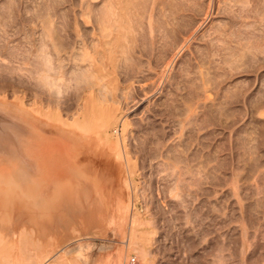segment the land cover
Returning <instances> with one entry per match:
<instances>
[{"label":"rangeland","instance_id":"obj_1","mask_svg":"<svg viewBox=\"0 0 264 264\" xmlns=\"http://www.w3.org/2000/svg\"><path fill=\"white\" fill-rule=\"evenodd\" d=\"M85 1L24 0L22 25L0 26V118L17 117L23 138L28 118L31 137L45 144L40 152L50 160L48 174L28 171L35 180L20 184L16 176L17 183L5 186L0 180L7 252L14 244L18 251L24 225L38 230L43 242L46 231L57 239L60 247L47 264L78 229L75 245L91 247L93 259L111 255L119 241L106 217L131 193L144 221L145 264H264V16L257 11L263 0H252L262 8L245 5L256 10H248L253 18L240 10V18L249 16L243 21L232 18L242 7L237 0H135L134 23L126 31L113 29L110 45L98 52L95 16L102 3L86 10ZM170 15H176L172 25ZM242 29L252 34L247 40ZM240 30L246 33L238 36ZM85 48L97 59L94 93L101 99L99 84L105 83L101 94L117 116L108 133L121 140L127 165H119L98 138L82 142L72 131L74 74L87 65L76 56L82 58ZM46 54L55 67L48 81L56 88L37 76ZM74 171L91 178L94 206L104 209V217L94 207L75 210ZM42 222L49 226L43 232L35 226Z\"/></svg>","mask_w":264,"mask_h":264},{"label":"bare ground","instance_id":"obj_2","mask_svg":"<svg viewBox=\"0 0 264 264\" xmlns=\"http://www.w3.org/2000/svg\"><path fill=\"white\" fill-rule=\"evenodd\" d=\"M97 1H99V3H102V4H101L100 8L97 10V13L95 16L96 17V28L99 31V37L97 40L98 41L97 45H94V47H93V51H96V48H98V47L101 48L104 45H110V43H109L110 38L113 36V32H114L113 29H115L117 31V30L123 28L126 31L128 28L131 27V25L134 23L135 19L137 18V14L134 13L135 12V0H86L85 1L86 10L89 8L97 7V5H96ZM237 1H239V3L242 4V7L238 6L240 9L237 8L238 9L237 11H239V12H237L235 10V14L232 15V18H235L234 16L236 15V17H239L237 19L238 21H243V17L247 16L245 14L250 12V11H248L250 7H247V6H249L251 4L252 8H253V4H254L255 5L254 8H255L258 5L257 6V9H258L259 4H260V2H259V4L258 3H252L253 2L252 0L251 1L250 0L249 1L237 0ZM23 2H24V0H0V26L1 27L7 28V25L12 26V24H15V23L18 25L19 24L22 25L21 21L24 20L23 16H24L25 8H23L24 9L23 10L22 9L23 5L22 6H20V5ZM256 2H257V0H256ZM263 2H264V0H263ZM247 3L249 5H247ZM261 4L264 7V4L263 3H261ZM261 4H260V7L262 8ZM245 5H247V6L245 7ZM243 7L246 8L245 10H247V12L246 11H245L246 13L244 12L245 16H241V18H242V20H241L240 16H238V15H241V14L243 15V13H242V11H244ZM41 9H42V7H41ZM263 9L264 8H262V10L258 9L257 11H258V13H259V11L260 12L262 11V14L264 16V13H263L264 10ZM49 10H50V8H49ZM240 10H242L241 13H240ZM250 10L252 11V13H253V10H254V12L256 11L255 9H251V8H250ZM36 11H38V10H36ZM89 12L90 11H88V13ZM238 13H240V14H238ZM253 14H255V13H253ZM248 15H251V12ZM171 16L172 15H170V17ZM175 16L171 17V18L169 17V20L168 21L166 20V21L170 22L171 20L175 19ZM260 16H262V15L260 14L259 17ZM34 18L35 17H33V19ZM148 18H149L148 26H152L151 24L153 23V20L151 18V13H150ZM230 18H229V20H230ZM248 18H249V16H247V19ZM252 18H253V16H252ZM176 19H177V17H176ZM245 19H246V17H245ZM85 21H87V20L85 19ZM172 22H170V24ZM164 24L167 25L169 23H167V24L164 23ZM174 24H175V22H174ZM234 24H235V22H234ZM246 26H247L246 23H245V26L243 24L244 28ZM148 29H149V27H148ZM246 29H248V26ZM242 30L245 31L244 29H242ZM242 30H240V33L238 36H242L244 33L247 32V30H246V32H242ZM6 33H7V31H6ZM6 33H4V36ZM244 35L241 38L247 40V38H249L252 34H250V36L248 37V35H249V31H248L247 37L244 38ZM159 37H161V40L163 39L161 35ZM165 37H166V35H165ZM6 38H4V39L6 40ZM164 40L166 41V39H164ZM186 43H187V41L184 42V45L179 47V50L176 52V54L168 62L169 64L170 63L172 64V61L176 57L177 53H179L183 49V47L185 46ZM165 44H166V42H165ZM165 44L163 45V47L164 46L166 47ZM41 48H42V46H41ZM88 50L89 49H86V48L84 49L83 56H81L82 58H80L79 54H78L79 57L76 56L77 58H79L80 63L87 62V65L85 68H81V67H79V69L77 68L76 70L78 72L76 71L75 74L73 73L76 76V78L74 77L75 79H74L73 83H75V84H73V85L76 86V88H77L76 90L78 92V94L75 97L78 109L76 111L77 113L75 114V119H73V117H72V131H73L74 135L76 134L75 135L77 137L76 140H80V141L82 140V142H85L91 136L96 137V139L98 138L99 139V140L97 139L98 142L100 141L101 143H103L104 146L107 145L108 149L112 150L113 157L116 161L119 162V165L121 163L120 161H123V163H125V165H127L128 164V158H127V154L124 150L123 144L121 143V140L118 138L113 139V137L108 133V132H110V127L115 122V119L117 116L115 114L114 109L111 106L105 104L106 97H105V95L101 94V91H103V89L106 90L105 83H103V85L99 84L98 93L100 94L101 99H99V96H97V95L95 96V93H94L95 88L94 87L96 86V83H97V82L95 83V80H96L97 72H99V65H97V59ZM78 51L80 52V50H78ZM40 52H43V51H40ZM96 52H98V51H96ZM43 54L45 55V53H43ZM80 54H81V52H80ZM47 56H48V54H46V56H45L47 59L44 58L46 60L45 63L42 61L43 64H46V66L42 64L43 66L38 69V72H40V74L37 76L38 77L40 76L41 82H43V84L45 86H47L49 88H52V87L54 88V86H55V88H56L57 85H55V83L50 82L51 80L48 81V78H50L49 73H51L52 70L54 71L55 67L54 68L52 67L53 65H51L52 64L51 60H49ZM75 60H76V58H75ZM77 62H78V59H77ZM82 65H84V64H82ZM76 66L78 67V65H76ZM43 68H45V69H43ZM44 74H46V75H44ZM42 76H44V78ZM42 79L45 80V83H44V81H42ZM57 92H58V90H57ZM18 102H20V104H22V102L20 100ZM36 106H37V104H36ZM33 110L40 115H44V114L40 113L39 111H36V109H33ZM2 114H5V113H2ZM8 117L9 118L11 117V118L8 120H5L7 118H4V120H3V115H2V119L0 118L1 119L0 120V167H1V164L3 166L2 168H0L1 169L0 172L2 173L0 180L2 179L3 185L4 186L5 185H12L14 180L17 183L18 178H19L18 181L20 184H22L23 182L27 183V180L28 181L35 180L36 175L29 174V172H28L29 170H37V173H40L43 175L48 174L49 168H50L49 167L50 160H48V161L45 160L46 158H44L45 156L42 155V151L40 152V150L43 149L45 144H43V147H41V145H40L41 142L36 143L35 135H33V137H31L32 130H34V127L31 126L32 123L27 118L26 123H25L27 131L25 132V137L23 138V137H20L19 133H18V131L20 129V123L18 122V118L17 117L13 118V115H10ZM74 135H73V137H74ZM21 139L23 140L22 142H21ZM89 139H93V138H89ZM42 157L44 158L43 160H42ZM44 160H45L44 163H46V166H43ZM75 169H76V167H75ZM3 172H6V173H9V172L12 173L13 172V174H12L13 177L10 176L9 174H8L9 176H7V174L3 173ZM77 173H75V171H74V173H72V180L76 181L75 186H73V188H72V199H74L75 201L79 200V204H77L75 210L78 213L79 212L82 213L83 211L85 212L86 210L94 207V210L97 213V214L95 213L97 215V217H99V218L104 217L103 216L104 215V209L103 208L98 209V208H96L97 206L96 207L94 206V204H95L94 202H96L98 199V197H96V196H98V195L96 193V196H95V194L93 193L94 191L93 190L91 191V189H90L92 187V185L91 186L88 185V182L90 183L91 178L89 179V178L85 177L86 175L85 176L81 175L82 172L79 174H77ZM16 176H18V178ZM46 176H48V175H46ZM41 177H43V176H41ZM122 181L125 185V188L126 189L129 188V186H130L129 179L125 178ZM92 182H93V180H92ZM127 192H129L128 189H127ZM128 194H129V196H128V199L126 200L125 203H124V201L120 202V200L118 199L119 200V201H117L118 205L116 204L118 207H116L115 210L112 212L113 214H110L113 216L112 217L110 216V218L106 217V219H109V221H111V222H110V225H109L108 221H106L107 223H105V224H107V226L109 225L108 226L109 228L112 227L111 230L114 233V235L118 238V241H119V247H117L114 250L113 254L109 255V254L100 253L99 255L98 254L96 255L95 259H93V257H92L93 250L91 247L84 246V245H75V243L78 242V240H75L79 236V232H78L79 229H78V231H77L78 233L75 232V235L73 237H70L69 239L65 240L67 243L64 244L65 245L64 247L61 246L62 248L59 251L61 253H59V256L57 257V259H55L56 261L54 264H145L147 252L142 245V231L139 230L140 227L144 224V221L140 217L138 210L135 208L136 200L134 199V197L131 193H128ZM126 198H127V196H126ZM86 204H88L89 206L86 207ZM98 204H100V203L98 202ZM107 211L108 210H106V212ZM107 214H108V212H107ZM40 220H41V218H40ZM104 220H105V218H103V221ZM37 224H38V226L35 225L36 228L42 232H43L44 228H46L45 226H47V228L49 227L47 224H45L43 222L37 223ZM27 228L28 227L23 225L20 228V230H18V234H19L18 236H20V239H19L20 246L18 247V251H16L17 250L16 247L18 244H14V246H12V245L9 246L12 248V250L15 249L13 251L14 254L12 253L11 249H10L11 251L7 252L8 245L5 246V243L8 242V238L10 237L9 233H5V234L0 233V264H47L52 259V257L55 256L54 252H55L56 248H58L60 246H56L54 241H56L57 239L56 238H55V240L53 239L54 236H52L50 234L49 230H48L49 233H47V231H46L45 232L46 235H44L45 238H47L46 239L47 241L45 240V242H43L39 238V236L42 234H36L38 232V230H35V228L34 229L31 228L29 230ZM72 230L76 231L77 229L75 228V230L74 229H72ZM51 233L53 234V232H51ZM42 236H40V237H42ZM27 239L31 240V242H26ZM65 241H63V243ZM28 243H29V245L31 244L30 246H32V248L31 247L28 248L29 246L27 247ZM21 246H22V248H21Z\"/></svg>","mask_w":264,"mask_h":264}]
</instances>
